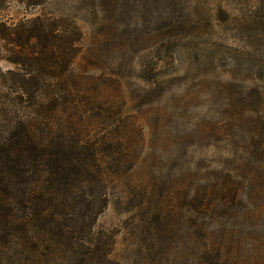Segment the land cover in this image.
Wrapping results in <instances>:
<instances>
[{"label": "rangeland", "instance_id": "374dc122", "mask_svg": "<svg viewBox=\"0 0 264 264\" xmlns=\"http://www.w3.org/2000/svg\"><path fill=\"white\" fill-rule=\"evenodd\" d=\"M37 14L74 42L47 70ZM23 126L92 190L57 186L72 252L0 229V264H264V0H0V146Z\"/></svg>", "mask_w": 264, "mask_h": 264}, {"label": "trees", "instance_id": "16d2710c", "mask_svg": "<svg viewBox=\"0 0 264 264\" xmlns=\"http://www.w3.org/2000/svg\"><path fill=\"white\" fill-rule=\"evenodd\" d=\"M31 22L33 24L28 29L23 24L17 26L15 29L17 31L14 30L17 38L11 39L16 43L32 39L33 48L39 44L41 53L35 57V63H42L45 70L51 68L47 60L59 57L56 52L52 53L53 50L48 49L55 42H59L58 46L65 44L72 54L71 45L74 42L70 35L57 33L58 27L60 28L56 27L57 20L44 14H37L31 18ZM67 54L65 51L64 61ZM66 59L71 62L72 55ZM29 80L33 81V78ZM1 146L0 229L6 232L5 237L8 239L14 235L26 250H29V243H34L37 247L46 242L50 251L54 249L60 251V248H63L65 252H72L77 245L72 240V232L67 231L71 225L65 224L58 216L59 210H68L71 204L59 197L61 191L58 192L60 188L57 186L74 188L80 197L90 192L92 190L89 186L92 178L90 176L93 175V172L87 169L90 161L83 157L80 149L77 150L75 146L68 144L61 145L58 150L53 151V145L49 140L36 136L27 126H23L21 134L17 131ZM67 151L72 153L68 154ZM68 194L77 193L69 190ZM89 203L99 210L106 204V199L96 198ZM32 227L39 231L34 232ZM41 231L45 232L47 237L42 235ZM45 238L47 239L44 240ZM110 238L111 236L107 234L100 237L103 247L100 254L103 256L106 255L105 243L111 241ZM96 245L97 242L95 247ZM90 254L86 251L84 256ZM4 260L5 264H8L7 256Z\"/></svg>", "mask_w": 264, "mask_h": 264}]
</instances>
